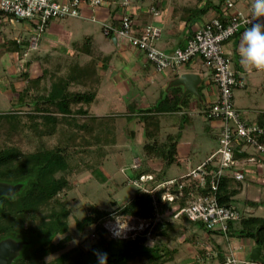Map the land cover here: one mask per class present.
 I'll use <instances>...</instances> for the list:
<instances>
[{"label": "trees", "instance_id": "1", "mask_svg": "<svg viewBox=\"0 0 264 264\" xmlns=\"http://www.w3.org/2000/svg\"><path fill=\"white\" fill-rule=\"evenodd\" d=\"M230 1L235 5V0ZM225 2L226 0L217 2L196 0L193 6L180 7L175 13L180 14V18L187 23V26H191L208 12L212 11L213 17L219 18L228 13L229 8L225 6ZM9 18L10 15L0 11V28ZM113 24L116 25L114 22ZM245 29L240 27L234 34ZM3 44L6 46V51H17L24 55L23 48L16 39L9 38ZM28 63L29 61H25L20 68L25 79L28 72L23 68ZM95 64L96 62L92 60L83 65H70L71 70L62 73L53 70L48 76V71H43L42 75L35 79L27 78V84L18 93L20 95L18 99H22L23 104L28 103L26 109L0 111V125L4 121L13 122L9 125L10 133L16 128V118L25 115L30 120L29 125L32 128L37 130L38 127H43L40 134H55L61 140L52 147L40 144L31 152H22L13 145L0 148V182L22 184L20 190L13 195L0 196V239L11 237L14 240L27 242L24 245L27 247V253L23 252L21 257H16L19 264H132L134 261H139L140 264H158L163 258L165 261L169 260L172 251L158 242L147 245L146 240L150 234L154 235V228L167 236L168 230L172 231L179 226L177 222L179 219H185L191 227H197L207 233L221 234L182 216L179 219L172 218L177 208L188 204L193 195L204 190L196 180H186L187 177H181L166 189L163 184L165 178L158 176L145 181L140 180L141 186H138L132 197L124 203L117 204L112 200L111 210L89 205L88 211L76 220L75 226L78 231H83L90 225L94 226L96 238L91 245L85 250L77 246L72 247L61 252L48 263L40 262L45 255L61 251L65 242L69 240L66 235L69 208L58 199L57 194L68 184L67 171L70 170L69 162L73 157L72 154L87 158L85 163L89 162L88 167L94 161L96 167H91L94 172V169L103 165L108 151H111L115 144L116 116L112 114L95 116L89 110L100 82V78L96 75ZM46 76L50 81L49 86L46 87L44 83L39 85V80ZM26 97L29 98L28 101H25ZM22 102L19 104L20 107L23 106ZM151 119L154 126H147ZM139 120L141 130L148 140L142 145L144 159L158 157L165 165H169L174 160L176 152V136L166 135L164 142H160L158 119L145 114L141 115ZM252 122L264 126V111ZM258 140L264 143V133ZM248 157V154L234 150L233 159L240 161ZM256 160L264 163V158L261 156ZM134 170L137 174L132 179L137 181L140 175L150 172L149 169H145V165L142 167V164ZM146 182L150 184L147 185ZM240 189V182L236 180L232 182L223 176L215 192L218 203L234 206L233 197ZM165 192L173 196L171 200L163 198ZM244 203L257 208L264 205V200L246 199ZM45 207H50V210L44 211ZM156 214L162 217L156 218ZM115 215H132L144 221L148 220L153 229L147 227L126 237L108 236L103 224L105 220L112 219ZM163 215L166 216L165 219H162ZM235 223H238L237 236L252 239L254 245L259 246L261 250L258 261L254 263L249 259L247 261L250 264H264V217L241 215L238 220H230L227 235H233ZM57 235L63 237L55 242ZM215 249L219 261H223L225 257L219 245H216ZM210 255L213 253L211 252Z\"/></svg>", "mask_w": 264, "mask_h": 264}, {"label": "crops", "instance_id": "2", "mask_svg": "<svg viewBox=\"0 0 264 264\" xmlns=\"http://www.w3.org/2000/svg\"><path fill=\"white\" fill-rule=\"evenodd\" d=\"M102 1V4L93 10L89 7H82L81 14L77 17L52 19L41 36L37 48L34 49L35 51L27 52L23 48L22 52H24V55L17 51H6V46L3 42L9 38H21L22 43L27 44V39L32 33V25L27 21L15 20L10 17L3 27L0 28V58H3L5 54L11 57L8 59L10 64L4 68V74L0 75L1 77L4 76V81L0 84V90L6 92L11 101H16L15 98L18 97V93L27 84V78L35 79L41 76L43 71H48V76H50V71L53 70L62 73L68 69L71 70V66L73 65H83L94 60L96 62V75L100 78V82L95 99L90 104L89 110L95 116L106 114L116 116V140L113 148H116L119 120L127 122L124 132L126 133L128 143H131L135 139L136 133L142 131L139 120L141 115L146 114L148 117L157 118L160 132L158 136L159 141L164 142L166 135H175L176 152L174 160L169 165H165L162 161L156 163L159 164L160 174L155 175V177L161 176L165 178V182L170 179L181 178L216 150L215 147L210 146V153L206 154L207 156L202 161L192 167L190 166L189 162L195 157L198 153L196 151L200 150L201 146L193 141L194 134L195 136L201 135V133L206 136L208 135L217 144L216 138L220 129V121L206 119L202 113L203 109L214 101L218 92L212 80L211 69L203 64L200 57L194 56L175 70L157 71L147 60L143 51L131 47L125 39L103 35L101 32V22L110 21L116 23V18L125 13L131 17L135 29H140L145 24H153L160 28V36L156 41L157 47L164 52H169L175 48L184 47L190 33L213 17L214 13L212 11L208 12L193 22L191 26H187V23L180 18V14L175 13L177 9L165 5L162 0H157L156 4H150L144 10L141 9L143 5H138L137 3L130 6L129 1L126 4H123L124 0ZM247 1L235 0V8L245 11ZM165 6L166 8H164ZM151 7H155L158 14H153ZM91 17H94L95 20H92ZM68 19H71V21L67 22L64 27L59 25V21ZM19 23L21 26L17 27ZM12 32L14 35L11 34ZM77 32L80 35L79 39L73 37ZM10 35L12 36L10 37ZM262 37H264V22L254 24L244 31L230 36L223 44L224 52L230 58L233 69L245 79V87L235 89L233 99L235 107L249 121H255L258 114L264 111V106H259V100L251 95L256 94L259 90L261 92L264 91V81L258 83V80L255 78L252 81L249 80V76L252 73L250 72L252 71L250 70L251 65L256 63V68V65L261 64V62H254L253 58L256 56L254 55V51L257 48L259 50L257 56L264 53V38L262 39ZM257 44H260L259 47L256 46ZM20 58L22 60L21 67L24 65L23 59H26V62L29 61L23 68L24 71L28 72L26 79L20 72L19 68L21 67L17 64L19 61L16 64L14 62ZM33 59H35L34 62H32ZM251 60L253 61L252 63H250ZM248 61L249 64H247ZM182 73H194L199 76L195 89L196 93L187 91L183 84L175 82L177 77ZM43 82L44 78H41L39 85L43 84ZM14 90L17 92L16 95L11 94ZM28 97H26L25 101L29 100ZM18 100L22 102V99ZM106 100L110 102L111 109H109L110 106H99V103H106ZM27 104H23L22 107L19 105L17 108L25 110ZM107 108L109 109L108 111ZM152 122L153 119L149 121L147 126H154ZM131 124L136 126V128H130ZM145 141L148 140L143 134V139L140 140L141 150ZM204 148H207L206 144ZM204 153H207V151L205 150ZM248 155V158L238 161L234 168L242 170L243 178L245 176L244 170L240 167L239 163H248L247 165H250V161L259 158V156ZM135 158L136 156H133L132 161ZM250 158L253 159L248 160ZM141 161L144 163L145 159ZM145 163L146 168L153 166L152 159H147ZM149 170V174H155L151 169ZM249 171L253 170L249 169ZM165 173L169 176H165ZM255 173L263 179L264 167L259 171L256 170ZM224 176L235 182L232 171L227 170ZM238 182L241 183L242 181ZM243 188H245L244 193L248 194L247 185L244 187L241 184V189L234 195L232 203L235 200H239L237 196L241 194ZM247 194L242 198V204L248 210L246 215L250 216L253 215L251 214L252 211L259 209L260 206L252 209L249 205H245L244 201L246 199H252ZM252 200L258 199L253 198ZM241 215L243 214L241 213ZM234 229H238V223L234 224ZM212 234L214 233H207V236L214 242ZM251 240L247 237L241 239L242 244L239 248L244 254L241 255V258H237L232 252L231 254L238 260L247 261L250 250L255 246L254 242H252L253 240ZM207 246L215 249V247ZM209 248H206V250ZM233 248L238 249V246H234ZM233 248L230 247V250L232 251ZM214 249L211 252L215 253L216 249ZM223 254L226 257L228 253L223 252ZM209 259L213 264H227L225 259L219 261L216 254L215 257L209 255ZM208 260L201 259L202 262L197 260V263L207 264Z\"/></svg>", "mask_w": 264, "mask_h": 264}, {"label": "built area", "instance_id": "3", "mask_svg": "<svg viewBox=\"0 0 264 264\" xmlns=\"http://www.w3.org/2000/svg\"><path fill=\"white\" fill-rule=\"evenodd\" d=\"M102 2V0H0V11L15 20L27 21L32 25V33L27 39V44L22 43L21 38L16 39L25 51H30L36 49L52 19L77 17L81 14L82 7L93 10ZM126 3L123 1V4ZM225 6L229 8L228 13L220 18H209L193 30L184 47L175 48L169 52L160 50L156 45L160 36L159 27L145 24L140 29H135L131 17L125 13L116 18V25L110 21H102L101 32L107 37L125 39L131 47L143 51L147 60L157 71L175 70L194 56L200 57L203 64L211 69L212 80L218 92L214 101L206 106L202 113L206 119L220 121L216 138L218 146L200 164L183 176L196 180L204 190L193 195L188 204L177 208L172 218L177 219L182 216L189 221L199 222L206 229L216 230L227 238L228 221L238 220L241 213L233 205L219 204L215 192L227 170L232 171L234 180L243 179L242 170L234 169L239 161L233 159L234 150L264 158V143L258 140L264 133V126L247 120L235 107L233 92L237 88H244L246 82L233 69L230 58L224 52L223 44L240 27L248 28L256 23L264 22V0H249L245 11L236 9L230 0H226ZM151 12L158 13L155 7H151ZM91 19L95 20L94 17ZM259 45L256 46L259 47ZM258 54L257 48L254 55ZM256 68L261 69L262 64L256 65ZM134 166L136 168L137 165ZM145 178L148 179L150 176L140 175L139 180ZM175 180H168L167 186L164 184L166 189ZM133 182L136 183L137 180L133 179ZM172 197L169 192L163 195V198L167 200H171ZM225 262L250 264L248 261L236 259L231 253L226 255Z\"/></svg>", "mask_w": 264, "mask_h": 264}, {"label": "rangeland", "instance_id": "4", "mask_svg": "<svg viewBox=\"0 0 264 264\" xmlns=\"http://www.w3.org/2000/svg\"><path fill=\"white\" fill-rule=\"evenodd\" d=\"M124 1H126L127 3L129 1L130 6H133L134 3L135 4L137 3L138 5H143L141 7V9L143 10L147 8L150 4H156L157 2V0H153V1L124 0ZM214 1L217 2L218 0H214ZM162 2L165 3V5H169V7L171 6L177 10H179L180 7L183 6H193L194 4H196V0H162ZM164 8H166V6ZM69 21H71V19L61 20L59 21V25L61 27H64L65 24ZM20 26L21 24L19 23L17 27ZM11 34L14 35L13 32ZM6 35L8 36V34ZM12 35H10V37ZM73 37L79 39L80 35L77 32ZM263 38L264 37H262V39ZM8 56L9 55L5 54L3 58H0V75L4 74V68L10 64L8 59L11 57ZM253 59L254 62H261L263 68L256 69L255 68L256 63L252 64L250 67V70H252L250 72L252 73L249 76V80L252 81V79L255 78L258 80L259 83L260 81H264V53L263 55L261 54L260 56H254ZM34 60L35 59H33L32 62H34ZM24 61H26V59L25 60L23 59V63ZM14 62L15 64L16 62H18L17 63L18 66L21 67L20 66V64L22 63L21 59H17ZM252 62L253 61L251 60L250 63ZM247 64H249V61L247 62ZM3 77L4 76L2 77L0 76V84L4 81ZM44 79H45L43 82L44 85H46V87L49 86L50 81L48 76H46ZM11 94L16 95L17 92L14 90ZM7 95L8 94H6V92L0 90V111L16 109L17 107H19V104L21 103L18 100V97L15 98L16 101H11L10 97ZM251 95H253V97H256L259 100V106H264V91L261 92L259 90L256 92V94H251ZM99 104L100 107L106 105L107 107L110 106L109 109H111V105L110 102H108V100H106V103H99ZM91 109L93 111L92 107ZM109 109L107 108V111ZM10 123L13 122L4 121L0 125V148L8 145H13L22 152H31L34 151L37 148V146L40 144L46 147H52L56 142L61 141L58 135L55 134L53 135L48 133L40 134L43 131V127L42 128L38 127V129L35 130L34 128H32V126L29 125L30 120L25 115H20L19 117L16 118V128L12 130L11 133L9 131ZM126 123L127 122L124 120L118 121L117 143L115 145L116 148H112L111 151H108L109 153L107 154L106 159L103 162V165L101 167L94 169L95 170L94 172H92L91 170V167L93 166L96 167L94 161H92L90 163V166L88 167L87 165L89 164V162L88 164L85 163L87 158L85 157L82 158V156H77L75 154H72L73 157H71L69 162L70 170L67 171L68 184L62 191H60L57 194L58 199L60 201H63L66 208H69V214L67 217L68 230L66 232V235H68L69 240L65 242L64 247L60 249L61 251L52 252L45 255L40 262L48 263L53 259H55L61 252L66 251L72 247L77 246L84 250L87 249L96 238V234L93 231L94 226L90 225L84 228L83 231H78L75 226L76 220L81 218L88 211L87 207L89 205H95L98 208H106L111 210L113 209L111 203L112 200L116 201L117 204H122L132 197L134 190L138 186H141L140 180L134 183L132 178L137 174V171L134 170L135 168L134 165H137L136 168L140 167L141 164L146 165L145 163L146 160L144 161V163L141 161L142 159H144L140 146V140L143 139V134L142 131L136 133L135 139L131 143L130 142L128 143L126 133L124 132ZM115 124H116V119H115ZM130 128L135 129L136 126L131 124ZM37 131L40 132L37 133ZM193 141L197 142L201 146H200V150L196 151L198 153L189 162L191 167L196 163L202 161L210 153L211 150L209 149L210 146L215 147V149H217L218 146L216 142H213L210 139V136L208 135L206 136L203 133L197 136H195L194 134ZM205 144L207 145V148H204ZM205 150L207 151V153H204ZM133 156H136V158L132 161ZM152 160H153V166H148L147 168L145 167L146 170L149 168L153 171V173H155V174L148 173L150 178H154L155 175L160 174L159 164H156L160 162V158L155 157L152 158ZM139 162L140 164L138 165ZM249 163L251 164L247 165L248 163H242V162L239 163L240 167L243 168L245 174L244 178L241 180L242 181L241 184L244 187L247 185L248 194L244 193L245 188H243L241 194L237 196L239 200H235V202L233 203L234 206L236 205L235 207L243 215H246L248 211L247 208H245V206L242 204V198H244L246 194L248 195L249 198L264 200V180H263L264 177L262 179L261 177H258L257 174L255 173L256 170L259 171L260 169H262L264 167V164L258 160H253L250 161ZM249 169L253 170L254 172L249 171ZM161 173L164 174L162 171ZM165 176H167V173H165ZM146 179L147 178L143 179V181H145ZM186 180L189 179L187 178ZM166 183L167 181L164 182L163 184L166 185ZM146 184L149 185L148 182H146ZM56 208H58V206ZM43 210L49 211L50 207H45ZM251 214L256 216L259 215L264 216V205H261L260 208L257 210L254 209ZM163 216L164 217L162 219H165L166 216L165 215ZM155 217L160 218L162 216H160V214H156ZM177 222H179L178 224L179 226H177V228L173 229L172 231L168 230L167 236L162 235L161 232H159V230H156L155 228L153 229L152 225H149L148 220L144 221L132 215H123V216L115 215L114 218L105 220L103 225L106 229V234L108 236H113V237H117V236L126 237L129 234L133 235L135 232L139 230H143L147 227L153 229L154 235L152 234L149 235V238H147L146 240L147 245H152L158 242L164 244L167 248L171 249L172 251V253L170 252L171 257L169 258V260L165 261V258H163L161 259L160 262H158V264H198L197 260L199 262L201 261V259L208 260L210 254L209 252L212 249H214V248L211 249V247L209 248L207 245L212 247L219 245V247L222 249L223 252L225 253L232 252V254L237 258H241V255H244L241 249L239 248V246H241L242 244L241 239L244 237L237 236L238 230L236 229L233 235H228L227 238H225L221 234L220 235L215 233L212 234V237L214 239L213 242L210 238H208L209 236H207V232H204V230L199 229L197 227H191L189 222H187L185 219H180ZM62 237L63 235H57L55 236L54 241L57 242ZM234 246H238V249L237 248L234 249L233 248ZM204 247L209 249L208 250H206V248L203 249ZM230 247L233 248L232 251L230 250ZM26 251H27V247L23 246L21 248L20 254L17 255V258L21 257V254L23 252L27 253ZM210 263L211 260L209 259L207 261V264ZM132 264H140V262L134 261L132 262Z\"/></svg>", "mask_w": 264, "mask_h": 264}, {"label": "water", "instance_id": "5", "mask_svg": "<svg viewBox=\"0 0 264 264\" xmlns=\"http://www.w3.org/2000/svg\"><path fill=\"white\" fill-rule=\"evenodd\" d=\"M199 81V76L194 73H182L175 80L176 83H181L189 92L196 93V84ZM22 184H11L0 182V196H11L18 192ZM27 242L24 240H14L11 237L0 239V264H11L12 260L20 254L21 248ZM260 247L254 246L249 253V259L252 263L260 259Z\"/></svg>", "mask_w": 264, "mask_h": 264}, {"label": "flooded vegetation", "instance_id": "6", "mask_svg": "<svg viewBox=\"0 0 264 264\" xmlns=\"http://www.w3.org/2000/svg\"><path fill=\"white\" fill-rule=\"evenodd\" d=\"M15 240H17V239H15ZM11 264H19L16 257L12 260Z\"/></svg>", "mask_w": 264, "mask_h": 264}]
</instances>
